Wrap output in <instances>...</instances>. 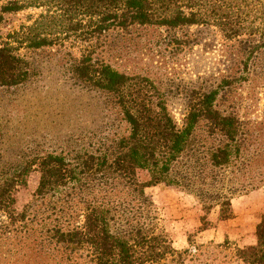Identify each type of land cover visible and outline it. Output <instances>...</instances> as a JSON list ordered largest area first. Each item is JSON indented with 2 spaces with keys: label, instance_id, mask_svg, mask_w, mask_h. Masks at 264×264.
<instances>
[{
  "label": "trees",
  "instance_id": "trees-1",
  "mask_svg": "<svg viewBox=\"0 0 264 264\" xmlns=\"http://www.w3.org/2000/svg\"><path fill=\"white\" fill-rule=\"evenodd\" d=\"M21 12L23 23L0 30V96L29 80L26 53L66 45L64 73L93 91L112 118L57 150L26 146L14 161H0V264L197 261V248L176 251L169 234L157 230L158 213L144 189L179 188L202 210L216 206L219 218H228L232 196L264 187V114L245 121L228 100L226 89L240 80L237 67L212 89L187 93L176 123L152 81L107 63V38L143 26L211 27L235 44L246 72L247 62L251 70L264 62V0H0L1 29ZM260 70L264 75V63ZM138 171L148 174L146 182ZM32 172L36 188L16 212L14 191ZM254 239L234 250L243 264H264V213Z\"/></svg>",
  "mask_w": 264,
  "mask_h": 264
},
{
  "label": "rangeland",
  "instance_id": "rangeland-1",
  "mask_svg": "<svg viewBox=\"0 0 264 264\" xmlns=\"http://www.w3.org/2000/svg\"><path fill=\"white\" fill-rule=\"evenodd\" d=\"M26 13L9 16L4 27H0L1 32L23 23ZM106 43L107 63L119 72L152 81L163 91L176 123L182 118L187 93L212 89L218 76L237 67L240 80L226 89L228 100L245 121L259 122L264 114V75L260 72L264 62H251L253 70L247 62L246 72L243 71L244 61L239 63L234 56L235 44L222 40L211 27H135L110 34ZM66 51L63 45L60 49L51 47L26 53L33 64L29 80L10 90V95L0 96L1 162L14 161L26 146L57 150L67 138L112 118L93 91H84L81 84L64 73ZM70 53L75 56V51ZM147 175L145 171L136 172L140 182H146ZM37 181L38 174L32 172L24 178V185L16 188V212L30 201ZM144 193L158 213L157 230L169 234L172 247L176 251L197 248V261L188 264H243L234 250L255 243L254 227L264 213L263 186L232 196L226 219L219 218L222 214L218 207L202 210L192 195L176 187L155 184L146 187Z\"/></svg>",
  "mask_w": 264,
  "mask_h": 264
}]
</instances>
